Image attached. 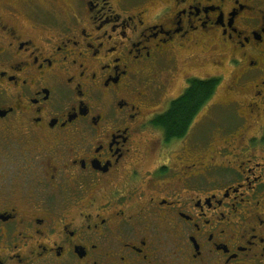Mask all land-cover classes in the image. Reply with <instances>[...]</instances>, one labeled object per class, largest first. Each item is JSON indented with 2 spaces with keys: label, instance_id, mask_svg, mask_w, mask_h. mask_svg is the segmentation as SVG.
<instances>
[{
  "label": "flooded vegetation",
  "instance_id": "flooded-vegetation-1",
  "mask_svg": "<svg viewBox=\"0 0 264 264\" xmlns=\"http://www.w3.org/2000/svg\"><path fill=\"white\" fill-rule=\"evenodd\" d=\"M147 3L0 0V264H264V0Z\"/></svg>",
  "mask_w": 264,
  "mask_h": 264
},
{
  "label": "trees",
  "instance_id": "trees-1",
  "mask_svg": "<svg viewBox=\"0 0 264 264\" xmlns=\"http://www.w3.org/2000/svg\"><path fill=\"white\" fill-rule=\"evenodd\" d=\"M220 80H193L184 94L175 99L170 108L158 116L154 123L165 130L168 139L187 135L199 109L213 96Z\"/></svg>",
  "mask_w": 264,
  "mask_h": 264
},
{
  "label": "rangeland",
  "instance_id": "rangeland-1",
  "mask_svg": "<svg viewBox=\"0 0 264 264\" xmlns=\"http://www.w3.org/2000/svg\"><path fill=\"white\" fill-rule=\"evenodd\" d=\"M151 1H154V0H148L147 4H150ZM158 3H159V1L156 2V5ZM225 66H227V67H224V72H223L225 78L222 79V84L220 85V87H218V91L213 96V101L214 102L220 101L224 97V95H225V87H226V85L229 82L230 69L228 67V63L227 62L225 63ZM181 83H182L181 79L176 83V85H175V87L173 89L175 95L181 93V92H179L180 91L179 89L181 87Z\"/></svg>",
  "mask_w": 264,
  "mask_h": 264
}]
</instances>
